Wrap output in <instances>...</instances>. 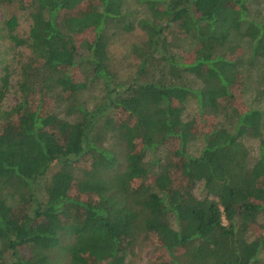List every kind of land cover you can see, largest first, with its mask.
Masks as SVG:
<instances>
[{"label":"trees","instance_id":"obj_1","mask_svg":"<svg viewBox=\"0 0 264 264\" xmlns=\"http://www.w3.org/2000/svg\"><path fill=\"white\" fill-rule=\"evenodd\" d=\"M256 1L0 0L16 10L6 36L29 50L9 110L0 78V264H124L137 237L167 264H261ZM135 28L120 79L111 38Z\"/></svg>","mask_w":264,"mask_h":264},{"label":"rangeland","instance_id":"obj_2","mask_svg":"<svg viewBox=\"0 0 264 264\" xmlns=\"http://www.w3.org/2000/svg\"><path fill=\"white\" fill-rule=\"evenodd\" d=\"M135 7V6H134ZM16 12L13 6H0V78L6 71L10 73L9 88L5 97L1 102L3 109H11L16 106L21 100V93L18 90V72L19 65L29 56V50L25 46H16L14 42L8 38L4 30V20L6 17ZM252 13L264 14V0H257L252 6ZM20 24L16 27V34L19 37L28 35L30 22L27 16L20 11H17ZM145 38V33L139 28H135L129 32L118 31L111 38L110 56L112 64L120 79H129L132 77L135 70V60L130 55L132 44L140 43ZM85 52V50H80ZM99 87H92L85 95L91 98L94 94H98ZM195 108L193 103L190 104L188 113H192ZM199 123V122H198ZM55 169L51 167L47 172L50 174ZM259 222L264 224V218L260 217ZM258 234L264 236V228L255 227ZM261 264H264V252L261 254ZM169 257L165 252H154L153 245L143 237H137L135 243L126 257L124 264H167ZM260 264V263H255Z\"/></svg>","mask_w":264,"mask_h":264}]
</instances>
